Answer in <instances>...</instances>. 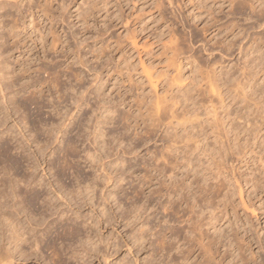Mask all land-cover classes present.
Masks as SVG:
<instances>
[{
  "label": "rangeland",
  "instance_id": "1",
  "mask_svg": "<svg viewBox=\"0 0 264 264\" xmlns=\"http://www.w3.org/2000/svg\"><path fill=\"white\" fill-rule=\"evenodd\" d=\"M21 1V15L26 17L22 43L18 49L0 51L4 81L7 83L13 76L19 80L5 92L6 99L15 98L16 105L22 107L25 97L40 88L39 83L44 88V99L39 98L41 112L35 106L22 107L15 117L16 124L10 122L0 129V146L8 144L11 148L7 155L10 160L0 158V192L4 190L3 182H17L25 175H33L32 186L27 188L21 182V190L33 188L43 198L50 194L54 202L57 195L51 190L64 196V201L56 203L61 205L64 216H47L38 236L47 233L45 240H55L66 264H173L157 243L168 235L169 228L178 230L181 220L163 210L168 198L162 191L170 182L164 175L155 181L150 171L158 159L160 168L171 170L165 164L173 161L174 165V139H183L191 147L195 139L205 138L206 147L215 151L221 149L222 142L226 143L223 126L212 128L225 114L220 99L213 102L218 113L215 120L212 114L207 115L210 107L203 101V89L210 83L220 84L226 77H252L256 95L251 98L259 102L256 96L262 92L259 97H264V71L258 74L255 68L260 61L256 58L264 53V0H49L52 21L36 9L29 15L27 0ZM31 1L33 6L39 2ZM60 37L59 47L49 46ZM255 46L261 51L255 52ZM22 68H32L31 77L21 79L19 76L25 75ZM54 81L66 98L58 101L59 94L49 87ZM214 90L217 91L215 87ZM191 97L195 98V106ZM80 100L81 110L75 108ZM157 103L164 112L161 117L156 115ZM254 104L251 100L250 105ZM241 106L245 104L234 103L231 110L235 112ZM174 115L179 116V126L174 125ZM71 116L74 120L70 122ZM244 120L236 125L242 126ZM63 122L71 123L67 131L49 139L51 125L58 127ZM244 138H239V145L245 147L248 137ZM248 140H252L248 143L251 147L247 144L244 152L253 149L249 153L252 158L235 155L237 160L228 156L222 165L224 172L230 169L226 173L231 177L238 174L235 178L241 182L243 193L235 190L231 205L237 202L232 206L238 207H230L216 229L241 239L245 234L246 243L242 239L241 244L235 237L245 247L244 255L252 261L253 253L257 262L253 260L252 264H264V128L257 139L253 134ZM69 141L77 152L69 156L72 169L63 170L60 161ZM47 143L48 151L39 154L40 147ZM36 160L43 166L33 171ZM10 161L20 164L15 166ZM148 182L153 183L152 191L141 189ZM150 191L155 193L150 195ZM39 204L41 208L42 202L36 205L37 210ZM73 209L81 216L76 223L72 221ZM39 213L34 212L37 219ZM72 225L81 231L79 239L56 237ZM25 249L34 252L35 248ZM41 255L44 258L39 262L33 258L18 264H51L50 253L43 251Z\"/></svg>",
  "mask_w": 264,
  "mask_h": 264
},
{
  "label": "bare ground",
  "instance_id": "2",
  "mask_svg": "<svg viewBox=\"0 0 264 264\" xmlns=\"http://www.w3.org/2000/svg\"><path fill=\"white\" fill-rule=\"evenodd\" d=\"M48 1L49 0H42V1L39 0L37 5L33 6V5H31V3L33 1L27 0L28 7H27L26 12L29 15L31 14V16H32V14H33L32 12L34 11V9H36L37 12H40L46 20L50 19V21H52L51 18H53V17L48 13L49 12ZM42 2H44V3L42 4ZM21 8H22V1L21 0L20 1L19 0H0V12H2V14H0V31H2L0 33V51H1V48H5V49H9V50L18 49L20 47V44L22 43L20 36L22 35V33L25 29L24 20L26 19V17L21 15V12H22ZM14 10L17 13V15H15V12L13 13ZM61 44H62V42H61V37H60V39H58V38L54 39L49 44V46L59 47V45H61ZM254 50H255V52H258V51H261V48L258 46H255ZM1 53L2 52H0V57H1ZM258 60H260V61H258ZM256 61H258V62H257V65L255 68H258L257 72L259 74L260 72L264 71V53L261 54V52H260V55L256 58ZM1 64H3V63L0 62V95L2 94L3 96L1 95L2 97L0 98V116H1V118H0V129L6 127V125L10 122L15 123V117L18 115V112H19V110L22 109V107H24V109H27L28 106H35L37 109H39L41 107L40 102H39V98L40 99L43 98L42 95L44 94V88H42V85L39 83L38 85L41 89L39 88L35 91L33 90L34 92H31L27 97H25V99H24L25 104L22 107L18 106V104L16 105V103H15L16 101H14L15 98L14 99L8 98L9 100L6 99L7 97H6L5 92L6 91L8 92L14 86V84H15L14 82H16L18 79H16V78L14 79L13 78L14 76H13L12 79L7 78V79H10V81H7V83H6L4 81L5 76H3V74H2V72H4V67ZM6 67L7 68H5V69H8V66H6ZM55 68H56V66H55ZM31 69H28V68L23 69L22 68V70L26 76L24 74H23L24 76L23 75H20V76L18 75V76L19 77L22 76L21 79L31 77L30 76V74H31L30 72H32ZM37 72H39V71H37ZM49 72H50V70H49ZM59 72H61V71H59ZM57 73H58V71H57ZM58 74H57V76H58ZM53 76H55V75H53ZM54 78H53V80H54ZM51 80H52V78H51ZM58 81H60V80H58ZM59 83H61V82H59ZM56 84L59 85L57 82L55 83V81H54V83L52 82L50 85L49 84L48 85H49V87H51L52 89L55 90V93L57 94V96L59 94V96H58V101H59L63 97V95H62L63 93L61 94L62 87L58 88V86ZM45 86H46V84H45ZM60 86H61V84H60ZM214 87L217 89V91L214 90ZM253 89L255 90V84H253V78L252 77L243 78L241 80H239L238 78L231 79L229 77H226L225 79L220 80V84H218L217 82L210 83L208 86H206L203 89V93L205 96L203 98V101H205V102L207 101V104H209V106L207 105V107H210V110L211 109L213 110V113H212V111L210 112V110L207 108L209 111L207 113V115L212 114V118H213V120H215L218 116V113L215 110L216 105L214 106L213 102H214L215 98L217 100H218V98L220 99L218 101H220L221 102L220 104L223 105V109L225 111V114L223 115L224 117L221 118V121L212 125V128L218 129L220 126H223V131H224V134H225L226 139H227L226 143L222 142L220 145L221 149L215 151V150H210L208 146L206 147L205 138H203L202 141H200L199 139H197V140L195 139L194 145L191 147H189L187 145V142H184L183 139L182 140L181 139H174V165L172 163L173 161H171V162L167 161V164H165V168H167V166L170 165L171 170L163 169V167L160 168L161 167V165L159 164L160 159L154 161L155 166L153 169L151 168L152 170L150 171V173L152 174L151 176H153L152 178H154L155 181L156 180L158 181V179L160 178L159 176L164 175L165 178L168 179L167 182H170L168 184L167 188L164 191H162V192H165L163 194V196L164 197L166 196L168 198L167 204L163 205V210L166 212L170 211V215L173 216L174 219H178L179 221L181 220L180 224H179V225H181V227L177 228L178 230H175V229L172 230L173 228L172 229L169 228L170 230L168 232V235H170V236L168 237L167 234H165V236L162 235L163 237L161 239H159L158 240L159 242L157 243V245H158L157 248L159 250H161L160 252L166 253V256L168 257L167 259H169V263H173V264H252L253 260H254V262H257V259H254V257H253L255 255H252L253 253H251L252 251L250 252L251 258L249 257L252 261H250L246 258V256L244 255V254H246V252L244 251L245 247L243 246L244 247V249H243L242 245H240L238 243V240L236 239L239 237V235H238V237H236L237 234L236 235L226 234V233L221 234V232L219 233V231L216 229L217 228L216 226H218L220 224V222L223 220L224 215H226V217H227V211L230 209V207L235 208L236 206L235 207L232 206V205H234V203H235V205H237L236 204L237 202H234L231 205V202L234 201L232 199L235 198V190L237 192L239 191L240 194L243 193V191H242L243 186L241 185V182H239L238 178L237 179L235 178L238 175V174L236 175L237 172L235 171V173H234L233 172L234 169H232L231 172H233L236 176L234 175L235 177H233V176L231 177V175L226 173L229 168L228 169L226 168L227 170H226V172H224L222 165L226 163V158L228 156L234 157L236 155L239 157V156L243 155L242 159H245L246 157L250 156L249 153H251V152L253 153V151H252L253 149L251 150V152L250 151L244 152L246 150V145L248 143L252 142V140L250 142V140H248V138L249 137L251 138V135L254 134V137L257 139L259 136V133L264 128V109L262 107V105H264V99H263L264 97L263 98L259 97L263 94V92L261 93V95L256 96L257 100H259V102H256L255 99L251 98V97H255V95H256V93L253 91ZM65 93H67V92H65ZM82 94H81V97H83ZM38 95H39V97H38ZM193 98L194 97H191V99H193ZM4 99H6V101L2 102V101H4ZM82 99H84V98H82ZM76 100H77V98H76ZM193 100L195 102V98ZM251 100L255 103L254 105H256V107H254V105H250ZM227 101H228V103H227ZM74 103H75V100H74ZM82 103H83V100L77 101L76 105L74 104L75 108L80 109L82 107ZM234 103L235 104H245V106H241V108H238L237 111L233 112L231 110V107L233 106ZM205 104L206 103H203L204 107L206 106ZM195 105H196V102L194 103V106ZM43 108H44V106H43ZM38 111H40V109L37 110V112ZM206 112H207V110H206ZM244 112H245V114H244ZM194 113H195V111H194ZM188 114L192 118V115L189 112H188ZM156 115L160 116V117L164 115V112L158 103L156 104ZM243 118L245 119L244 123L242 124V126H240V124H238L239 125V127H238V125H236V123H239V121H241ZM68 119H67V121H68ZM71 120L72 121L74 120V118H72V116H71V119L69 121L71 122ZM234 122H235V124H233ZM70 124H68V125L66 124L67 125L66 126L65 123L63 122V124L58 126V127H54L51 125L52 128L49 129L50 131L48 132L47 136L51 140L55 139L54 137L56 135L63 134V132H66L67 128L69 127ZM174 125H177V126L180 125L179 116L176 117L174 115ZM234 125H236V126H234ZM190 126L193 129V122L190 123ZM247 126L249 128H247ZM27 128H29V127H27ZM5 130H8V127L5 128ZM5 130L2 132L5 133L6 132ZM18 130H19L20 134H22V133L24 134V131L22 132L20 130V128ZM174 130H177V129L174 128ZM9 131L10 130H8L6 133L8 134ZM95 132L97 133L96 130L94 131V133ZM242 134L245 136L244 141H245L246 137H248L246 139L247 144H245L244 142L242 143V144H245V147L242 145H239V138L241 136H243ZM136 135H138V134L136 133ZM94 136L96 138V134H94ZM22 137L23 138L25 137V139L27 138V136H25V135H23ZM175 137H177L176 133H175ZM0 139H3V137ZM57 139H56V141H57ZM36 140H35V143L37 142ZM27 142H28V140H27ZM49 145L50 144L47 143L45 145L43 144V146H41L40 149L38 147V149L40 150L39 154L44 153L45 150L48 151ZM225 145H227V146H225ZM249 146L250 145L248 144V147ZM42 147L45 149L42 150ZM21 148H23V147H21ZM65 149H66V150H64L65 152H63V154H64L63 160H62V162L60 161V167L63 170H68V169H72V166H70V164L68 162L69 156L71 153L74 155V153L77 152V148L74 145V143L70 142V143H68L67 148H65ZM10 150H11V148L8 144H3L0 146V158L3 159V160L1 159L2 161H4V158L5 159L9 158V157L7 158V155L10 153ZM255 152H256V150H255ZM238 157H236V159ZM9 160H10V158H9ZM239 160H241V159H239ZM249 161H251V160H249ZM35 162H36V164L32 165V167L34 168L33 171L34 170L37 171L38 169H40L43 166L42 163L40 164L38 162V160H36ZM162 162L164 164L163 159H162ZM244 162L246 164V161H244ZM10 163H13L15 166L20 164L19 162L17 163V161H12V162L10 161ZM246 166H247V164H246ZM12 169H13V166H12ZM42 170H43V168H42ZM165 170H167V171L164 172ZM238 170H241V169L239 168V169H237V171ZM31 171H32V169H31ZM245 171H247V169ZM251 171H250V173H251ZM240 173L242 175H245L242 172H240ZM247 173H249V172H247ZM31 174H33V173H31ZM252 175L249 174V176L248 175L247 176L248 177L251 176V178H252L253 177ZM22 176H24V175H22ZM244 177H243V179H244ZM252 180H254V179H252ZM3 181L4 180H2V182ZM34 181H35V179H34L33 175H31V176L25 175L24 177L19 179L17 182L9 181L8 183L3 182V184H2V187H4V190L0 192V264H18V263H22V262H28V261L32 260L33 258L37 262H39L40 260H42L44 258L41 255L43 253V251L51 254L50 255L51 256L50 257V263L51 264H66V260H64L62 252L60 250H58L56 247V241L50 240V239L45 240L44 239L45 237L48 238L47 233L42 234L40 237L38 236V232H39L38 229L42 228L46 224L47 216H53L54 214L64 216V212L60 209L61 205L56 204V203H57V201H60V200L64 201L65 198L57 190L53 189L52 186H51L50 190L53 189V190H51V192L57 195V201L56 202H54L55 200L53 201V197H50V194L48 195L49 197L46 196L43 198V195L40 192L35 194L33 191V188H32V190H28V189L27 190H21L19 188V184L21 182L24 183L23 186L30 188L32 186V184L34 183ZM39 182H41V181H39ZM149 183L150 182H148L146 184H142L141 189H144L146 187H147V189H151L153 183H151V184H149ZM251 184L253 185V183H251ZM39 185H40V183H39ZM248 185H249V183L246 182L245 186H248ZM236 187H238V188H236ZM251 189H253V188L251 187L249 190H251ZM249 190H248V193L250 192ZM32 191H33V193H32ZM151 191H152V189H151ZM160 191H156V192H160ZM255 191H257L256 188L253 192L255 193ZM153 193H155V191L151 192L150 195H152ZM239 193H238V195H239ZM251 193L252 192H250V195H251ZM137 195H138V193H137ZM238 195L236 194V196H238ZM241 197L242 196H240V198ZM240 198H239V201L240 200L242 201V199H240ZM14 199H16V202L13 201ZM11 200L13 201V203H10ZM40 201L42 202V206L40 208V204H39V208L42 209V211L39 208H38V210L36 209L37 208L36 205H38V203ZM66 204L68 206H70V204H68L67 202H66ZM243 205H244V203H243ZM35 211L40 212L38 219L35 216L36 214H34ZM70 211L73 212L74 209L70 210ZM127 214H129V213H127ZM228 214H230V213L228 212ZM74 215H75V218L72 221L74 223H76L81 218V216H80L78 211L75 212ZM234 215H236V214H234ZM237 227L239 228V226H237ZM244 231L245 230H243V232ZM66 235H67V238L69 237L67 240H74L76 238L79 239L81 236V231L79 229H77V227H75V225H72L69 228H64L62 233L57 234L56 237L59 240H63V238H65ZM243 235L245 236V234H243ZM243 235H240V236H243ZM243 237H242V239H243ZM143 239L144 238L142 237V240ZM238 239L241 240L240 242L242 244L241 237ZM87 240L89 243L90 242L89 237L87 238ZM246 240H247V237L245 239H243V242L246 243ZM80 241H81V239H80ZM82 242H84V241H82ZM84 243H86V241ZM33 247L36 250L32 249ZM25 248L32 249V250H34V252L33 251L29 252ZM88 254H90V250H89ZM94 256L96 257L97 254H94ZM73 257L74 256H72V258ZM90 257H93V255H90L89 258ZM83 258H81V259H83Z\"/></svg>",
  "mask_w": 264,
  "mask_h": 264
}]
</instances>
